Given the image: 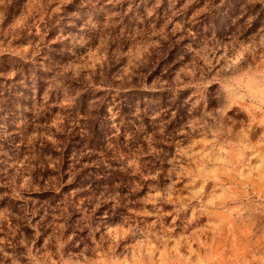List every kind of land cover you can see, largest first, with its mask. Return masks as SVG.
<instances>
[{"label":"rangeland","instance_id":"374dc122","mask_svg":"<svg viewBox=\"0 0 264 264\" xmlns=\"http://www.w3.org/2000/svg\"><path fill=\"white\" fill-rule=\"evenodd\" d=\"M0 87V264H264V0H26ZM59 146L135 194L40 202Z\"/></svg>","mask_w":264,"mask_h":264},{"label":"trees","instance_id":"16d2710c","mask_svg":"<svg viewBox=\"0 0 264 264\" xmlns=\"http://www.w3.org/2000/svg\"><path fill=\"white\" fill-rule=\"evenodd\" d=\"M26 0H0V17L2 21V26L0 29L8 24L11 18L19 12L20 8L24 6ZM29 64H23V72L28 71ZM6 71V69H4ZM41 71V70H40ZM39 71H37V74ZM20 77L19 74L16 75ZM30 72L28 73V77ZM35 89L36 96L41 97L45 90L44 83L40 81L37 83ZM20 89L18 85L15 87ZM8 92L7 89H1L0 93ZM5 104V103H2ZM43 154H40L38 162H35L33 172L30 174L29 180L31 185L38 186L40 188L39 192L35 194L36 199L40 202H46L50 204H57L59 201L62 205L65 200V204H69L67 200L73 192L74 197L85 196L86 198L96 196L101 194L105 189L108 192L117 193L122 196L124 193L130 195L135 194L132 191V182H129L127 177L123 176L121 173L118 175L116 172L99 173L96 171L95 174L91 175V169L89 167H80L79 169L75 166L73 169L70 165L74 162L69 161L68 153L63 146H59V153L56 155L46 149L42 150ZM67 156H66V154ZM65 154V155H64ZM49 156L50 162L53 163V168L50 169L45 161V158ZM56 157V159H54ZM81 192V193H77ZM118 202H122V197L117 199Z\"/></svg>","mask_w":264,"mask_h":264}]
</instances>
